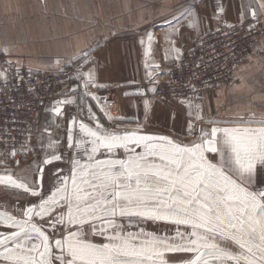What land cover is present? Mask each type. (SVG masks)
Wrapping results in <instances>:
<instances>
[{"label": "snow or ice", "instance_id": "snow-or-ice-1", "mask_svg": "<svg viewBox=\"0 0 264 264\" xmlns=\"http://www.w3.org/2000/svg\"><path fill=\"white\" fill-rule=\"evenodd\" d=\"M257 8L264 11V0H258ZM223 11L218 6V12ZM250 15L249 31L259 23L256 10ZM185 20L199 33V17L190 5H181L163 22L168 27L165 55L174 62L182 56L174 36ZM154 39L153 31L146 30L139 40L145 48L146 69ZM9 52L7 47L0 49V54ZM91 53L89 49L69 60L54 61L61 74L65 64L81 62L70 79L83 81V91L73 88L61 93L62 98L47 111L62 117L64 106L75 105L95 126L71 116L67 157L49 134V151L42 163L33 162L26 174H0V206L24 194L36 198L26 206L0 211V226L7 229L0 231V264H264V180L260 178L264 173V115L250 112L247 118L238 115L227 120L207 117L202 104L195 102L201 99L196 95L181 101L189 121L176 138L146 133L139 126L131 131L110 130L93 111L105 101L92 89L105 86L97 84L95 68L80 70ZM6 63L13 72L0 71V83L7 87L13 78L23 80L19 61ZM28 71L34 70L29 67ZM198 92L193 85L192 93ZM89 99L95 103L89 104ZM144 106L147 110V101ZM100 110L109 120L122 119ZM29 150L22 145L9 156L15 161L18 153L26 155ZM53 162L58 163L52 175L45 177V167ZM63 163L69 165L67 173L59 166ZM45 183L47 192L43 191ZM149 225L160 227L149 230ZM165 227L166 231L161 230ZM170 253L191 255L177 261L169 259Z\"/></svg>", "mask_w": 264, "mask_h": 264}, {"label": "crops", "instance_id": "crops-1", "mask_svg": "<svg viewBox=\"0 0 264 264\" xmlns=\"http://www.w3.org/2000/svg\"><path fill=\"white\" fill-rule=\"evenodd\" d=\"M257 4L258 0H0V49H10L9 54H0V71L13 70L6 61H12L14 65L19 61L18 67H31L35 74L53 72L57 71L54 66L57 58L69 60L92 49L90 61L83 62L81 67L83 72L95 68L97 84L105 86L101 89H118L119 103L115 109V118L122 119L116 121L135 128L142 127L146 133L176 138L185 132L189 121L186 105L179 100L165 103L153 98L150 89L155 86L148 84L170 70L174 63L165 55L168 27L163 22L180 10L181 5H190L194 9L199 17V33L189 28L185 20L179 34L174 36L176 47L183 51L185 47H191L199 35L215 31L218 19L214 17L221 14L229 23L235 24L241 22L242 14L243 21H246L251 17L250 11L256 10L264 26V11H260ZM218 6L223 7L222 13L218 12ZM146 30L153 31L155 38L153 55L148 58L147 69L145 48L139 43ZM80 63L75 61L63 67L76 69ZM146 72L151 75H146ZM234 84L237 86L235 91ZM234 84L205 97L202 103L205 116L227 120L238 115L247 118L250 112H255L257 116L264 115V56L248 59L236 72ZM141 91L143 95H131ZM61 98L48 103L41 132L33 146L35 150L42 149L43 153L35 151L22 164L13 168L0 167V174L5 171L26 174L33 162L42 163L45 153L49 151L46 147L49 134L58 142L63 155L68 156L65 149L67 129L73 127L70 117L78 115L77 109L75 105L64 106L62 117L47 111ZM145 101L149 104L147 110ZM93 111L100 121L95 107ZM78 119L91 127L95 126L85 118L78 116ZM75 127L78 129V125ZM41 137L44 138L43 147ZM183 142L188 143L189 140ZM57 163L45 167V177L52 175ZM59 166L67 173V163ZM260 178L264 180V173H260ZM43 191H48L47 183ZM35 199L28 194L19 200L9 198L0 206V211L14 209L17 204L26 206ZM148 227L154 230L160 226ZM6 230L0 226V231ZM161 230L166 231L167 228ZM94 239L99 241L101 238ZM167 255L169 259L178 261L191 254Z\"/></svg>", "mask_w": 264, "mask_h": 264}, {"label": "built area", "instance_id": "built-area-1", "mask_svg": "<svg viewBox=\"0 0 264 264\" xmlns=\"http://www.w3.org/2000/svg\"><path fill=\"white\" fill-rule=\"evenodd\" d=\"M257 19L259 23L249 31L248 26L253 23L251 17L242 23L231 24L224 14L219 15L215 31L199 35L191 47L183 49L181 58L172 64L170 70L155 79V83H148L156 89L151 96L169 103L198 95L201 99L195 102L202 104L207 95L222 87L233 85V77L249 57L264 56V26L259 16ZM226 25L235 27L229 28ZM19 69L23 80L13 78L7 87L0 83V153H3L0 155V161L4 162L0 164L2 168H13L22 164L35 151L42 154V149L35 150L33 146L41 132L48 103L73 88L83 91V81L70 79L76 69H64V74L59 71L29 74L28 68ZM80 70L83 72L82 67ZM12 72L13 70L8 71L10 74ZM193 85L199 89L198 93H192ZM92 91L105 101L95 107L101 124L114 131L137 129L120 124L115 119H107L105 112L100 110L104 108L108 117L115 118V109L119 103L117 88H93ZM88 103L95 102L89 99ZM77 114L80 118H85L83 112L78 113L77 110ZM192 138L195 139V136ZM22 145L30 150L26 155L18 153L13 161L9 153L13 148L20 149Z\"/></svg>", "mask_w": 264, "mask_h": 264}]
</instances>
